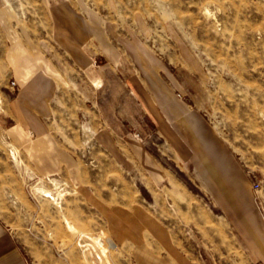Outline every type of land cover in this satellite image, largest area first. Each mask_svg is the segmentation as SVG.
<instances>
[{"label":"rangeland","instance_id":"obj_1","mask_svg":"<svg viewBox=\"0 0 264 264\" xmlns=\"http://www.w3.org/2000/svg\"><path fill=\"white\" fill-rule=\"evenodd\" d=\"M63 5L87 25L88 66L57 36L52 12ZM100 34L119 62L102 53ZM25 37L56 73L49 128L79 157L75 170L41 174L6 130L7 101L21 86L10 57ZM132 44L227 142L264 212V0H0V222L29 264H181L148 229L143 247L116 235L105 210L139 206L197 264H261L148 111L132 80L142 66L126 59ZM104 127L149 148L163 182L137 156L128 164L105 150Z\"/></svg>","mask_w":264,"mask_h":264},{"label":"crops","instance_id":"obj_2","mask_svg":"<svg viewBox=\"0 0 264 264\" xmlns=\"http://www.w3.org/2000/svg\"><path fill=\"white\" fill-rule=\"evenodd\" d=\"M52 13L57 21L58 38L83 66H88L92 51L88 45L83 47L89 35L87 25L78 20L76 13L67 6L56 7ZM7 21L10 22V19ZM67 26L71 30L73 28L71 33L66 29ZM27 38L22 41L21 38L18 39L10 57L21 86L7 101L6 115L12 122L7 125L6 130L9 137L24 149L41 174L75 170L81 166L79 157L63 145L49 128L52 115L50 101L56 89V73L49 69L37 49H34L35 52L31 50ZM80 38L84 39L83 43L77 40ZM100 40L102 53L113 63L119 62L123 55L119 49L104 34H100ZM126 52V59H134L142 66L143 70L134 73L132 80L144 97L148 111L161 133L178 152L194 164L203 184L232 221L233 229L248 247L252 257L264 264V212L258 204L246 168L207 118L190 108L185 99L177 95L175 88L167 81L165 67L145 64L144 50L138 44H132ZM37 66L42 67L44 72H39ZM178 88H182L181 82L178 83ZM121 134L126 142L108 127H104L98 131L97 138L105 150L112 152L121 162L135 163L137 156L156 183H162L165 173L151 156L149 148L129 131ZM105 211L112 221V228L121 239L130 237L141 242L135 246H146L149 243L143 241L147 234L142 231L148 229L181 264H197L190 257L176 251L165 229L167 227L153 218L150 212L139 206L131 210L114 208ZM5 228L0 222V264H29L21 248Z\"/></svg>","mask_w":264,"mask_h":264}]
</instances>
